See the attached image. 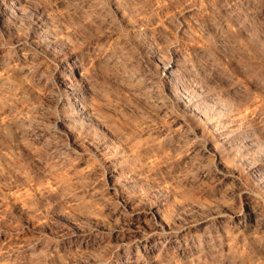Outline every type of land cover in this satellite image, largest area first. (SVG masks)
<instances>
[{"label":"rangeland","instance_id":"374dc122","mask_svg":"<svg viewBox=\"0 0 264 264\" xmlns=\"http://www.w3.org/2000/svg\"><path fill=\"white\" fill-rule=\"evenodd\" d=\"M0 264H264V0H0Z\"/></svg>","mask_w":264,"mask_h":264},{"label":"bare ground","instance_id":"6f19581e","mask_svg":"<svg viewBox=\"0 0 264 264\" xmlns=\"http://www.w3.org/2000/svg\"><path fill=\"white\" fill-rule=\"evenodd\" d=\"M228 28V27H227ZM171 56V55H170ZM175 57V56H174ZM172 58V57H171ZM177 58H178V56H177ZM173 59V58H172ZM171 60V59H170ZM165 72H164V74L166 73V75L167 76H169V79H170V81H171V83L175 80V79H177V77H178V74H179V72H180V64L178 63V61H170V62H167V64L165 65ZM82 74V73H81ZM83 76V75H82ZM184 77V76H183ZM83 78V77H82ZM180 79V78H179ZM225 80V79H224ZM68 81V80H67ZM80 83H81V81H80ZM171 83H169V84H171ZM177 84V83H176ZM175 84V85H176ZM170 86V85H169ZM174 86V85H173ZM173 90V89H172ZM175 91V90H174ZM82 93V92H81ZM175 93V92H174ZM186 93V92H185ZM178 94V93H177ZM190 95V94H189ZM173 96V95H172ZM185 96V95H184ZM191 96V95H190ZM180 97H181V95H180ZM200 97V96H199ZM186 98H187V96H186ZM190 98V97H189ZM183 99H185V98H183ZM193 101H194V99H192ZM191 100V101H192ZM198 100V99H197ZM211 100V99H210ZM178 101V100H177ZM214 102V101H213ZM177 103V102H176ZM190 103V102H189ZM184 104V103H183ZM154 105V104H153ZM186 105V104H185ZM193 106V105H192ZM195 106V105H194ZM183 107V106H182ZM187 107V106H186ZM81 109V108H80ZM190 109H192V108H190ZM222 109V108H221ZM190 112V111H189ZM194 112H196V111H194ZM198 112V111H197ZM86 113V112H85ZM192 113V112H191ZM202 117V116H201ZM200 117V118H201ZM204 118V117H203ZM78 121H79V119H78ZM200 121V120H199ZM208 121V120H207ZM173 122V121H172ZM201 122V121H200ZM216 126V125H215ZM214 129V128H213ZM234 129V128H233ZM225 139V138H224ZM227 145V144H226ZM217 171V170H216Z\"/></svg>","mask_w":264,"mask_h":264},{"label":"clouds","instance_id":"9594fccd","mask_svg":"<svg viewBox=\"0 0 264 264\" xmlns=\"http://www.w3.org/2000/svg\"><path fill=\"white\" fill-rule=\"evenodd\" d=\"M69 75L72 79V83L69 85V87L73 90V95H76V90L79 88L80 86V82L76 80L75 76L72 75L71 70L69 69ZM251 210L249 211V215H251ZM257 215H259V213H257Z\"/></svg>","mask_w":264,"mask_h":264}]
</instances>
